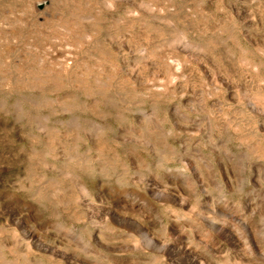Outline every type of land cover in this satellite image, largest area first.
Masks as SVG:
<instances>
[{"label": "rangeland", "instance_id": "1", "mask_svg": "<svg viewBox=\"0 0 264 264\" xmlns=\"http://www.w3.org/2000/svg\"><path fill=\"white\" fill-rule=\"evenodd\" d=\"M264 264V0H0V264Z\"/></svg>", "mask_w": 264, "mask_h": 264}, {"label": "bare ground", "instance_id": "2", "mask_svg": "<svg viewBox=\"0 0 264 264\" xmlns=\"http://www.w3.org/2000/svg\"><path fill=\"white\" fill-rule=\"evenodd\" d=\"M191 264H194V262L193 263L191 262Z\"/></svg>", "mask_w": 264, "mask_h": 264}]
</instances>
